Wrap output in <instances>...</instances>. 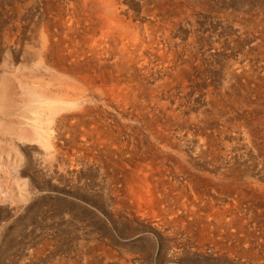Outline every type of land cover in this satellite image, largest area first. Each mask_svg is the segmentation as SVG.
Here are the masks:
<instances>
[{
    "label": "bare ground",
    "instance_id": "6f19581e",
    "mask_svg": "<svg viewBox=\"0 0 264 264\" xmlns=\"http://www.w3.org/2000/svg\"><path fill=\"white\" fill-rule=\"evenodd\" d=\"M194 11L195 6H189L186 0L16 2L10 17L13 25L2 34L8 47L0 74V161L13 164L18 175L27 172L26 168H20L24 155L27 156L24 151H32L30 154L38 156L40 166L48 167L51 175L55 174L54 164H57L58 172L77 178L83 175V167L92 162L98 163L113 180L128 175L135 177L139 171L141 194L155 193L159 188L178 190L176 183L172 185L162 177L155 182L154 175L151 177L152 174L148 173L157 160L154 151H157V143L160 154L171 152L188 160L190 146L200 159H211L217 166L220 155L234 152L235 145H238L226 141V133L219 134L218 127L212 125L221 118H209L205 110H201L198 116L187 117L181 107L184 99H172L168 95L176 83L186 84L187 78L198 69L196 25H191L193 30L187 40L183 29L189 26L185 21L193 19ZM27 31L29 37L25 36ZM12 47L17 51L13 52ZM19 59L23 61L22 66H16ZM249 60L234 64L229 76L235 81L246 77L251 71ZM30 61L34 62L33 67L26 66ZM36 71L46 74L40 76ZM257 96V103H261L264 82ZM100 105L116 111L122 119L126 116L148 136L144 138L149 142L144 144L142 154L135 145L134 132L124 136L119 117L116 118L118 121L108 119L104 110L97 112ZM214 105L219 108L222 102L216 99ZM211 126L213 130L209 128ZM240 138L243 139L240 141ZM233 140L256 148L261 164H264V131L243 130L242 134L234 133ZM220 174L226 177L227 171L221 168ZM29 189L44 190L35 184ZM20 196L23 199V195ZM216 201L213 197L209 200L203 197L191 203L194 222L213 242L217 241L218 231L228 232L231 225L238 222L234 209L229 205L217 207Z\"/></svg>",
    "mask_w": 264,
    "mask_h": 264
},
{
    "label": "rangeland",
    "instance_id": "374dc122",
    "mask_svg": "<svg viewBox=\"0 0 264 264\" xmlns=\"http://www.w3.org/2000/svg\"><path fill=\"white\" fill-rule=\"evenodd\" d=\"M19 1L22 0H0V74L8 47L2 34L13 25L11 13ZM131 1L141 3V0ZM186 1L196 8L193 19L185 21L189 26L183 29L187 40L193 30L191 25H196L198 69L187 78L186 84L176 83L168 95L172 99H184L181 107L187 117L198 116L205 110L209 118H221L212 125L218 127L219 134L226 133L224 138L230 144H238L234 152L220 155L215 166L211 159H200L190 146L187 160L180 154L158 153L157 143V151L154 149L157 160L148 173L154 175L155 182L162 177L172 185L176 183L178 190L159 188L155 193L143 195L139 171L135 177L128 175L113 180L104 173L105 169L92 162L83 167V175L77 178L58 172L57 164H54L55 174L51 175L48 167L40 166L38 156L24 151L27 156L24 155L20 168H26L27 172L18 175L13 164L1 160L0 264H264V164L256 148L233 140V134H242L243 130L264 131V99L257 103V91L264 82V0ZM25 36L29 37L30 33L25 32ZM12 50L17 51L15 47ZM248 59L251 71L235 81L229 76L230 68ZM22 63L19 59L16 66ZM34 65L33 61L26 64ZM36 72L40 76L46 74ZM216 99L222 102L219 108L214 105ZM101 110L108 119L119 117L116 111L100 105L97 112ZM124 118H118L124 136L134 132L135 145L142 154L144 144L149 142L144 138L148 136ZM209 128L213 130L212 126ZM221 168L227 171L226 177L220 174ZM221 179L224 181L220 183ZM31 184L44 190L32 191ZM203 197L216 199L217 207L229 205L238 220L228 232L218 231L214 242L194 222L192 214L191 203Z\"/></svg>",
    "mask_w": 264,
    "mask_h": 264
}]
</instances>
